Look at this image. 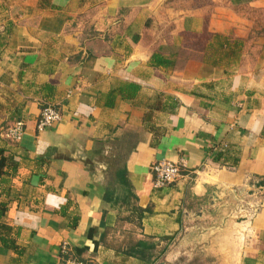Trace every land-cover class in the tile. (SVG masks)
<instances>
[{
	"label": "crops",
	"instance_id": "0c3cea01",
	"mask_svg": "<svg viewBox=\"0 0 264 264\" xmlns=\"http://www.w3.org/2000/svg\"><path fill=\"white\" fill-rule=\"evenodd\" d=\"M84 1L0 0V201L18 247L0 241V264H63L62 242L89 264H165L192 243L264 264V0ZM47 104L61 119L38 132ZM181 158L154 187L152 165Z\"/></svg>",
	"mask_w": 264,
	"mask_h": 264
},
{
	"label": "built area",
	"instance_id": "2783aa9c",
	"mask_svg": "<svg viewBox=\"0 0 264 264\" xmlns=\"http://www.w3.org/2000/svg\"><path fill=\"white\" fill-rule=\"evenodd\" d=\"M61 113L54 105H44L40 108L39 115L36 119V131H43L45 128L60 121ZM24 130L22 121H16L9 131V136L18 141ZM184 167V160L181 158L178 162L170 160H160L155 162L151 169L154 174L153 186L162 188L175 182L181 177ZM67 242L60 244V253L63 255V264H89L86 261L74 257L70 253Z\"/></svg>",
	"mask_w": 264,
	"mask_h": 264
},
{
	"label": "trees",
	"instance_id": "16d2710c",
	"mask_svg": "<svg viewBox=\"0 0 264 264\" xmlns=\"http://www.w3.org/2000/svg\"><path fill=\"white\" fill-rule=\"evenodd\" d=\"M9 165L12 166L13 164L8 160L6 156H4L3 150L2 148H0V190L3 188V185L7 183V179L4 177V175H6L5 169ZM12 168L14 167L12 166ZM12 171H14V169ZM122 182L125 188L127 189L128 195L130 196L132 192L130 190L129 181L127 179H122ZM261 183L264 184V181H262ZM0 196H1V191H0ZM6 209H7L6 202L0 201V241L6 247L10 249L18 250V247L15 244V240L13 238V233H14L13 228L10 225L6 224L4 221H2V217L4 216ZM133 212H135L138 218H140L142 209L135 206L133 208ZM146 245L148 244L142 240L135 242L134 246L136 249L135 252L133 251L132 253H136L138 250H141L143 246L146 247Z\"/></svg>",
	"mask_w": 264,
	"mask_h": 264
},
{
	"label": "flooded vegetation",
	"instance_id": "af4514ba",
	"mask_svg": "<svg viewBox=\"0 0 264 264\" xmlns=\"http://www.w3.org/2000/svg\"><path fill=\"white\" fill-rule=\"evenodd\" d=\"M186 253L178 255L174 259L165 260V264H216L219 257L214 256L202 244H190L186 248ZM207 252H204V251Z\"/></svg>",
	"mask_w": 264,
	"mask_h": 264
},
{
	"label": "rangeland",
	"instance_id": "374dc122",
	"mask_svg": "<svg viewBox=\"0 0 264 264\" xmlns=\"http://www.w3.org/2000/svg\"><path fill=\"white\" fill-rule=\"evenodd\" d=\"M191 1L186 2V0H184V6H187V5H189L190 7L198 6L197 1H200V0H191ZM84 2H87V0H85ZM204 2H202V3H204ZM198 3H201V2H198ZM263 29H264V27H263ZM204 252H207V251L205 250ZM215 263L216 264H223V259L222 258H218V259L215 260Z\"/></svg>",
	"mask_w": 264,
	"mask_h": 264
}]
</instances>
